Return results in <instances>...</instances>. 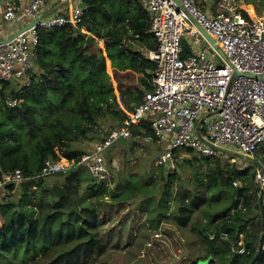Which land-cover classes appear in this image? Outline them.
Here are the masks:
<instances>
[{"label": "trees", "instance_id": "16d2710c", "mask_svg": "<svg viewBox=\"0 0 264 264\" xmlns=\"http://www.w3.org/2000/svg\"><path fill=\"white\" fill-rule=\"evenodd\" d=\"M81 1L87 7L82 24L40 31L29 85L22 90H11L7 95L10 83L0 80V181L17 169L29 179L23 182L20 210H14L15 203L1 206L5 224L0 228V264H4V258H14L13 251H20L24 246L35 251L33 259L24 264H100L111 238L105 236L104 228L108 215L111 217L108 209L121 204L139 206L142 214H147L146 223L154 230L169 218L180 229L190 231L198 239V248L185 256L181 264H197L210 256L215 259L210 264H250L264 229V193L259 195L249 168L241 171L237 164L223 167L219 160L196 156L195 160L208 169L207 182L216 189L211 193L201 185L187 189L182 182L175 193L172 187L181 177L179 168L162 173L166 184L159 193L152 191V182L147 176L130 171L118 182L112 180L114 188L110 189L111 182L98 183L85 166L57 172L65 194L57 196L52 187H43L45 178L37 176L48 160L59 161L58 151L63 147L70 150L68 159L78 162L87 150L77 149L75 144L87 142L90 150L113 128H107L104 119L118 121L115 127L124 125L128 112L142 103L151 88L155 69L154 62L124 42L126 37L139 41L153 38L142 0ZM201 9L209 8L201 6ZM96 38L103 41L104 50L95 42ZM107 58L112 63L113 79L106 69ZM113 81L118 84L121 101ZM133 82L141 83L143 89ZM13 99L19 100L14 107L8 104ZM48 101L51 106L46 108L49 111L44 119L38 110ZM151 120L152 116L144 119L133 127L132 138L115 145L131 154L139 142L159 144L156 139L151 142L144 139L152 134ZM27 138L34 144H29ZM185 151L194 154L193 150ZM108 153L106 160L111 168L113 159ZM87 174L92 178L89 193L83 194ZM35 186L39 192L34 190ZM7 187L11 192L17 189L15 183H8ZM222 194L231 204L218 209L213 200ZM108 197L110 200L106 201ZM109 233L118 236V245L121 235L112 229ZM234 240L243 242L251 253L234 256L230 250ZM254 264H264V251Z\"/></svg>", "mask_w": 264, "mask_h": 264}, {"label": "built area", "instance_id": "2783aa9c", "mask_svg": "<svg viewBox=\"0 0 264 264\" xmlns=\"http://www.w3.org/2000/svg\"><path fill=\"white\" fill-rule=\"evenodd\" d=\"M48 0H0V80L31 83L40 31L83 23L87 7L76 1L67 14L42 15ZM150 20L149 33L155 45L145 57L155 63L150 89L142 103L128 112L121 127H114L78 162L67 166L48 160L38 178L74 166L87 167L98 183L108 182L111 168L106 155L120 140L133 137V127L152 116V134L144 137L169 141L160 164L174 163L176 151L193 150L200 159L219 160L222 149L253 157L255 183L264 193V161L256 153L264 145V17H253L238 0H219L217 12L204 11L197 0H142ZM197 22L225 54L215 49L195 25ZM6 23L10 24L9 30ZM14 29L18 31L13 32ZM13 33V34H12ZM221 60V64L218 63ZM239 73V75H236ZM246 74L261 76L257 79ZM18 99L9 100L12 107ZM203 119L200 134L197 124ZM142 137V136H141ZM244 159V158H243ZM21 169L7 175L2 184L25 181ZM237 185V183H236ZM234 256L251 250L232 241ZM257 251H264V229Z\"/></svg>", "mask_w": 264, "mask_h": 264}, {"label": "rangeland", "instance_id": "374dc122", "mask_svg": "<svg viewBox=\"0 0 264 264\" xmlns=\"http://www.w3.org/2000/svg\"><path fill=\"white\" fill-rule=\"evenodd\" d=\"M197 1L200 7L202 6L203 8L204 6H208V10L212 8L213 13L217 12V3L219 0ZM238 2L239 5L243 7V10L249 12L253 17H264V0H238ZM89 36L92 37V34H89ZM96 43L100 48L103 50L105 49L102 41L96 39ZM104 55L106 56L107 54L105 53ZM218 63L221 64L223 62L218 60ZM106 69L113 79L114 73L112 63H110L108 59L106 60ZM133 83L137 87L143 89L141 83ZM113 84L116 87L115 93H119L117 82L113 81ZM1 88L2 85L0 84V89ZM22 89L23 87L18 82L10 83L9 90L6 91V94L9 95L11 90ZM52 95L54 97L57 96L55 93H52ZM49 105L51 106V101H48L43 106H40L38 115L45 119L48 116L49 110H46V108ZM103 124L107 128H114L119 124V122L108 117L103 120ZM39 125H41V122H39ZM35 130L39 131V127H36ZM26 131L30 132L29 129ZM27 141L31 145L34 144L31 139L27 138ZM137 145L138 146L134 148L131 154L116 145L111 148V151H109L108 154H110L113 159V163H111V178L108 181L109 183L111 182L109 185L110 189L114 188L112 180L118 182L120 178H123L126 173L130 171L131 173H135L139 176H147L148 180L152 182V191L159 193L162 192L164 185L166 184V179L162 173H170L179 168L181 177H178L175 180L172 187V190L175 193L180 188L182 183L185 188L190 190L194 189L195 186L201 185L208 188V192L210 193L216 191V189H214V187L211 188L207 182L209 175L207 167H203L205 165H203L202 162L195 160V154H189L187 151L183 150L178 151L176 152L174 163L164 164V166H162L159 158L166 150L169 149V141H161L157 145H148L139 142ZM74 147L89 151L87 142H80L79 144H75ZM263 148L264 145L256 153V156L262 161H264ZM58 152L60 156L58 162L68 165L67 160H69V148L65 146ZM231 157H234L239 162L237 164L239 167L238 169L243 171L245 168H249L253 173L255 165L245 161L240 155L231 156L223 154L219 159L223 164V167H225V165H229V167L236 165L233 164L232 161L227 162V159ZM69 161L73 164L75 160L73 159ZM214 166L215 164L211 165V167ZM91 176L92 175L90 174L85 175V181L82 189L83 194L89 193V190L87 189L88 184L90 183L89 180L92 178ZM3 185V190L8 192L6 184ZM238 186H240V184ZM207 196L211 198V195L208 194ZM105 199L106 201L110 200L109 197ZM12 200L5 198L0 189V204H2V202L4 203ZM229 204H231V200H228L225 194H222L217 200H213L214 207H217L218 209H222ZM114 207L115 208L108 209V213L111 214V217L108 215L109 218L105 223L104 228L105 236L111 238L108 245V251L104 258H101L102 260L100 259V264H181L184 261L185 256L190 254L194 248H198V244L196 243L198 242V239H196V237L187 229H180L179 225H177L173 219L168 218L167 220H164L161 227L158 230H154L145 221L147 214H142V210L136 204H121ZM104 212L105 210L103 213ZM110 229L114 230L116 234L121 235L118 245V236L110 235ZM34 254L35 251L33 249L24 246L22 249L20 248V251H13L11 255L14 256V258H11V256L4 258V264H24L27 261L32 260Z\"/></svg>", "mask_w": 264, "mask_h": 264}, {"label": "crops", "instance_id": "0c3cea01", "mask_svg": "<svg viewBox=\"0 0 264 264\" xmlns=\"http://www.w3.org/2000/svg\"><path fill=\"white\" fill-rule=\"evenodd\" d=\"M65 1L67 0H48L44 7L42 8V15L44 16H51V15H55V14H67L69 13V11H71L72 7L75 5L76 3V0H73V1H70L68 3L65 4ZM143 2V1H142ZM207 11H211V10H207ZM3 16V7L0 6V17ZM6 28L7 30H9L10 27V24L6 23ZM18 31V29H14L13 32H16ZM13 34V33H12ZM90 34V33H89ZM90 38H94V36L92 35L89 36ZM138 38V36H137ZM98 39V38H96ZM99 40V39H98ZM101 41V40H100ZM96 42V41H95ZM103 42V41H102ZM124 42L127 43V44H131L133 49H135L136 51H139L143 54V56H145L146 52L149 51L151 49V46H154L155 42H154V39L153 38H149V39H146L145 41H139V40H130L128 39V37H126L124 39ZM104 44V43H103ZM126 44V45H127ZM108 59V58H107ZM111 63V60L108 59ZM138 76H142L140 73L137 74ZM117 96H118V99L119 101H121V98H120V93H117ZM264 150V148H263ZM69 160H67V163L69 164ZM64 164V163H62ZM65 165V164H64ZM67 166V165H65ZM69 167V166H67ZM70 169V168H68ZM7 176V175H6ZM5 177V176H4ZM61 176H59L57 174V172L47 178L44 179V185L43 187L46 189L48 187H52V189L54 188L55 185H61ZM29 180V179H26L25 182ZM24 181L22 182H19V183H15L17 189L14 191V192H11L10 189L8 188V192L7 191H4L3 190V185L0 181V189H1V192H2V195L5 196V198L9 199V200H12V201H9V202H2V204H0V213H1V220H0V228L4 226L5 224V219H4V215L1 211V206H5L6 204H9V203H15L16 206L14 207V210H20L18 204L24 194V191L23 189L25 188V185L23 184ZM3 185V186H2ZM7 186V184H6ZM34 190H36L37 192H39L40 190L35 186L34 187ZM39 190V191H38ZM53 192L55 193L54 189H53Z\"/></svg>", "mask_w": 264, "mask_h": 264}, {"label": "water", "instance_id": "95a60500", "mask_svg": "<svg viewBox=\"0 0 264 264\" xmlns=\"http://www.w3.org/2000/svg\"><path fill=\"white\" fill-rule=\"evenodd\" d=\"M70 1H73V0H67V1H65V4L66 3H68V2H70ZM178 4H179V2L177 1V0H175ZM195 25L197 26V28L201 31V33L205 36V38L207 39V41L215 48V49H217L223 56H224V58H225V54H224V52L221 50V48L217 45V43L215 42V40L206 32V30L201 26V25H199L197 22H195ZM88 41H90V38H89V40ZM236 75H239V73H236ZM246 75H248V76H252V77H254V78H257V79H259V78H261V76H258V75H255V74H246ZM202 124H203V119H201L200 121H199V123L197 124V134L198 135H201L200 134V127L202 126ZM220 151H222L224 154H227V155H231V156H239V153L238 152H236V151H234V150H229V149H222V148H220ZM244 158V160L245 161H247V162H250V163H252V164H256V165H258V162H257V160L255 159V158H253V157H243ZM255 171H253V173H252V176H253V179H255ZM54 191H55V194L57 195V196H61V195H63V194H65V191H64V189H63V187L61 186V185H55L54 186ZM210 248H211V253H213V251H214V245H213V242H212V240L210 241ZM259 254H260V252L259 251H257L256 252V254L254 255V257L252 258V260H251V262H250V264H254L255 262H256V260L258 259V257H259ZM210 263H215V259L213 258V256H210L207 260H205V261H200V262H197V264H210Z\"/></svg>", "mask_w": 264, "mask_h": 264}, {"label": "flooded vegetation", "instance_id": "af4514ba", "mask_svg": "<svg viewBox=\"0 0 264 264\" xmlns=\"http://www.w3.org/2000/svg\"><path fill=\"white\" fill-rule=\"evenodd\" d=\"M229 161H232L233 164H238L239 163L234 157H231V158L227 159V162H229Z\"/></svg>", "mask_w": 264, "mask_h": 264}, {"label": "bare ground", "instance_id": "6f19581e", "mask_svg": "<svg viewBox=\"0 0 264 264\" xmlns=\"http://www.w3.org/2000/svg\"><path fill=\"white\" fill-rule=\"evenodd\" d=\"M253 171H255V170H253Z\"/></svg>", "mask_w": 264, "mask_h": 264}]
</instances>
